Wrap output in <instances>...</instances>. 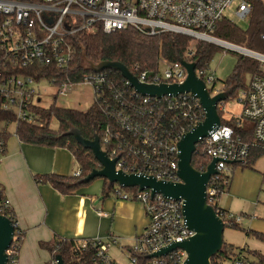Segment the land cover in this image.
Returning a JSON list of instances; mask_svg holds the SVG:
<instances>
[{
    "label": "built area",
    "instance_id": "1",
    "mask_svg": "<svg viewBox=\"0 0 264 264\" xmlns=\"http://www.w3.org/2000/svg\"><path fill=\"white\" fill-rule=\"evenodd\" d=\"M239 19H248L253 5L249 0H42L40 3L21 0H0V111L9 116L0 121V161L7 151L5 129L19 120H33L31 104L40 92L39 83L47 81L37 70L40 66L63 69L69 65L72 49L66 35L81 29L105 33L130 27L155 35L173 32L191 38L185 55L186 62H194L201 42L224 41L213 35L216 25L225 12L231 9ZM229 19V18H228ZM264 40V33L261 35ZM224 46L258 62V71L252 75L249 88L242 90L239 117L253 122V140H244L231 125L221 123L197 144V151L217 158V172L211 176L206 189L207 202L215 208L225 226L239 225L242 216H236L220 207V196L230 185L233 165L243 162L252 148L264 150V53L228 42ZM33 69L34 75L26 73ZM130 69V68H129ZM105 69L86 74L81 83H91L95 96L112 115L100 136L101 147L112 159L118 158L116 168L128 174H144L158 180L180 182L178 143L196 125L203 122L206 112L200 99L191 92L162 97L144 96L130 85L124 76L115 82ZM130 71L142 83L181 84L187 68L180 59L161 63L157 69L134 64ZM196 75L205 81L211 96L224 89L216 88L217 78L206 66L195 67ZM63 84L60 88H65ZM59 88V89H60ZM61 94L66 89L59 90ZM224 101L218 103L223 111ZM15 118V119H14ZM14 120V121H12ZM80 167L74 176H80ZM115 183L113 191L123 200L143 204L148 224L142 234L134 237L131 245L120 244L127 254L125 264H185L187 252L174 249L163 255H154L174 242H182L194 235L186 222L184 201L152 193L144 188L128 191ZM11 209L6 197L0 202V214ZM99 216H108L103 210ZM16 227L18 229L16 230ZM14 240L7 250V264H19L16 253L17 236L21 228L16 224ZM119 244L115 236L74 239L64 264H121L110 253ZM238 264L242 261L237 260ZM51 264H57L51 257Z\"/></svg>",
    "mask_w": 264,
    "mask_h": 264
},
{
    "label": "trees",
    "instance_id": "2",
    "mask_svg": "<svg viewBox=\"0 0 264 264\" xmlns=\"http://www.w3.org/2000/svg\"><path fill=\"white\" fill-rule=\"evenodd\" d=\"M21 1L40 3L42 0ZM249 1H251L253 9L249 15L246 28L239 26L228 18H223L217 23L213 35L224 41L264 53V40L261 38V35L264 33V0ZM66 40L72 49L69 65L63 69H58L54 66H40L37 69L40 75L47 77L49 81L54 80V84L58 88L65 83L71 85L80 84L86 74L92 73V70L89 68V62L98 63L103 60L120 61L130 69L134 64H140L143 68L157 69L162 62L172 63L177 61L178 56L183 57L187 46L191 42L190 37L180 33L162 32L150 35L133 27L110 33H105L102 29L95 32H87L81 29L73 34L66 35ZM216 50L217 46L214 44L201 42L198 45L197 53L193 57V60L198 62V66L209 65ZM257 71L258 62L250 57L241 55L237 60L233 72L226 80L225 89L232 88L229 98H236L242 90L248 89L250 79ZM107 72L115 82L122 81L123 77L119 71L107 70ZM26 73L34 75V70L27 69ZM247 74L250 75L249 80H247ZM30 110L32 111L33 120L17 121L14 132L5 129V138L8 140L10 136L16 135L20 141L26 144L56 149L62 148L70 151L81 169L80 176L44 173L36 175V178L51 183L61 193H75V191L84 185L79 184L78 181L86 177L92 170L99 169L100 164L90 149L78 143L74 136L64 133L70 128L75 127L80 130L85 139L92 140L95 134L102 137L103 129L112 120V115L97 97L93 105L86 111L61 107L56 103H53L48 108L31 104ZM219 112L224 124L233 126L237 134L244 140L249 142L253 140V124L250 122L246 123L245 119L241 117L224 119L222 110ZM8 118L9 116L0 111V121ZM53 120L57 121V128L51 127ZM263 154L264 150L252 148L246 160L232 166L231 181L238 166L253 168ZM210 162L211 157L203 154L201 151H197L192 158V165L200 171H205ZM114 186L115 184H109L108 180L105 179L102 200L108 196ZM229 186H226V191H228ZM125 190L136 191L137 188H125ZM3 198L4 196L0 192V202ZM215 208L219 207L216 206ZM5 215L14 224H17V219L12 208ZM234 227H239V225H234ZM17 229L18 227H16ZM249 232L255 233L264 240V232L249 230L248 234H250ZM17 237L20 243L16 248V253L19 254L24 238V231H21V234ZM73 240L56 239L50 242H41L40 245L49 250L51 257L60 253L66 259ZM253 254L256 257L255 262H249L246 258L242 263L264 264V254L258 251H253ZM234 255V246L224 242L222 250L212 257L211 262L212 264H220L221 260ZM48 264H51V260Z\"/></svg>",
    "mask_w": 264,
    "mask_h": 264
},
{
    "label": "water",
    "instance_id": "3",
    "mask_svg": "<svg viewBox=\"0 0 264 264\" xmlns=\"http://www.w3.org/2000/svg\"><path fill=\"white\" fill-rule=\"evenodd\" d=\"M217 44H229L220 41ZM187 68L188 76L181 84H146L130 71L120 61L103 60L98 63L89 62V68L94 72L105 69L119 71L122 76L129 80L130 85L137 92L146 96L162 97L163 95H177L179 93L191 92L196 95L205 109L206 118L187 132L178 143L179 149V177L180 182L158 180L153 176L144 174H128L116 168L118 158H110L101 147L100 136L95 134L92 140L85 139L78 128L72 127L64 134L72 135L87 149H90L100 164L99 169L92 170L86 177L78 181L79 184H87L97 177H103L109 184H119L123 187H138L152 189V193H162L164 196L184 201V214L188 227L194 231V235L182 242H174L162 248L156 255L166 254L174 249L186 250L188 256L185 264H212L211 259L219 253L224 246L225 223L216 212L213 205L207 202L206 189L211 176L217 172V158L212 159L205 171L197 170L192 165L193 155L197 152V144L202 138L209 136L210 131L220 126L222 118L218 110V103L229 98L232 88L221 91L211 96L204 80L196 75L195 67L197 61L186 62L178 56ZM103 197L97 201L100 202ZM16 224L6 215L0 214V264H7L8 253L15 234ZM57 264H64L60 253L55 254Z\"/></svg>",
    "mask_w": 264,
    "mask_h": 264
},
{
    "label": "crops",
    "instance_id": "4",
    "mask_svg": "<svg viewBox=\"0 0 264 264\" xmlns=\"http://www.w3.org/2000/svg\"><path fill=\"white\" fill-rule=\"evenodd\" d=\"M6 147V154L0 161V192L10 200L17 224L24 231L19 264H48L51 253L41 247V242L107 236L103 234V219L110 217L99 216L96 205L105 202L108 196L97 203L102 193L88 196L81 193L80 188L75 193L64 194L51 183L36 178L44 173L67 174L76 161L70 151L26 144L16 135L9 137ZM233 191L241 193L232 178L226 191L229 198L235 195ZM124 206L127 205L120 203L118 209ZM128 208H134V212L129 219H124L129 221V234L124 239L125 244L122 243L125 246L134 243V237L143 233L149 221L136 204ZM115 216L118 218L115 225L120 228L122 217Z\"/></svg>",
    "mask_w": 264,
    "mask_h": 264
},
{
    "label": "rangeland",
    "instance_id": "5",
    "mask_svg": "<svg viewBox=\"0 0 264 264\" xmlns=\"http://www.w3.org/2000/svg\"><path fill=\"white\" fill-rule=\"evenodd\" d=\"M231 10L232 8L227 10L225 15L239 26L246 28L248 25V19H239L232 14ZM214 45L217 46V50L209 62L208 68L218 79L215 84L216 88L224 89L226 86V80L233 72L237 60L242 54L217 43ZM249 79L250 75L247 74V80ZM39 88L40 92L35 99V103L43 108H48L53 103H56L61 107L86 111L93 105L96 98L94 86L91 83L67 85L65 88L63 87L59 89L57 86H54L45 80L39 83ZM62 89H66L65 94L59 92V90ZM241 110L242 104L238 97L227 98L224 101V108L222 111L223 118L228 119L231 117H239ZM245 122L253 124L252 121L247 119H245ZM51 127H58L56 120H53ZM7 129L14 132L15 124L8 125ZM77 168H79L78 163L73 161L72 167L66 175L73 176ZM263 172L264 154L257 160L253 168H242L239 166L235 170L233 180H235L237 190H240L241 193L239 192V194H237L233 191L235 195L230 198L226 193L220 197V207L227 208L228 212H231L236 216H242V222L239 224V227L231 225L225 226L223 234L224 242L234 246L235 255L221 260L220 264H238L237 260L241 259V261H243L246 258L249 262H255L256 257L253 254V251H258L264 254V240L253 232H249L250 234H248L249 230L258 232L264 231ZM104 183L105 178L97 177L90 183L84 184L81 187V193L88 196H99L104 191ZM255 183H257V186L254 187ZM117 197L115 191L112 189L109 192L106 201H101L96 205V210H107L109 214L108 216L110 218L103 219V234H107L105 237L115 236L118 238L119 244H122L125 242V237L129 234V221L124 219H129L134 212V208H128V206L136 204L137 207L144 212V216H146V213L141 202L135 200H123ZM120 203H124L127 206L118 209ZM113 208H115V211H112ZM116 214L117 216L119 215L122 217L123 225H121L120 228L115 225L118 219L115 216ZM110 253L117 262L121 264L128 262L127 254L121 252L120 247L117 244L112 246Z\"/></svg>",
    "mask_w": 264,
    "mask_h": 264
}]
</instances>
